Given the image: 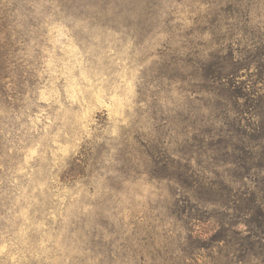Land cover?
<instances>
[{
	"label": "rangeland",
	"instance_id": "374dc122",
	"mask_svg": "<svg viewBox=\"0 0 264 264\" xmlns=\"http://www.w3.org/2000/svg\"><path fill=\"white\" fill-rule=\"evenodd\" d=\"M227 6L0 0V264L244 259L235 238L212 239L214 219L189 218L231 212L204 213L193 181H220L229 167L191 63L223 24L234 47L264 34V0ZM171 160L191 168L192 185L168 177ZM258 251L241 264H264Z\"/></svg>",
	"mask_w": 264,
	"mask_h": 264
},
{
	"label": "trees",
	"instance_id": "16d2710c",
	"mask_svg": "<svg viewBox=\"0 0 264 264\" xmlns=\"http://www.w3.org/2000/svg\"><path fill=\"white\" fill-rule=\"evenodd\" d=\"M244 1L249 0H225V3L229 9L232 4ZM5 16L1 10L0 20ZM223 25L226 32L213 39L207 52L196 55L191 65L196 68L193 76L201 81L198 86L213 100L215 116L210 136L215 140L211 144L216 152H223L221 163L229 167L226 170L229 174L212 182L201 180L203 177L199 175L195 178L190 167L180 166L177 161V164L173 160L165 162L164 168L173 169L174 173L168 172V177L181 183L195 178L199 199L207 203L204 213L208 212V206L231 211L224 217L196 213L189 218L195 222L214 219L212 239L217 242L225 236L235 238L245 256L234 264H241L249 262L257 248L264 255V34L250 37L248 47H234L230 37L236 29L227 23ZM223 29L219 24L214 30ZM189 211L185 213L190 214Z\"/></svg>",
	"mask_w": 264,
	"mask_h": 264
}]
</instances>
